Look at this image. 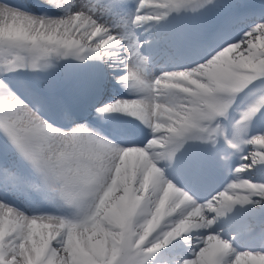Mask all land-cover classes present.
<instances>
[{"label": "snow or ice", "instance_id": "6c2138e0", "mask_svg": "<svg viewBox=\"0 0 264 264\" xmlns=\"http://www.w3.org/2000/svg\"><path fill=\"white\" fill-rule=\"evenodd\" d=\"M258 210L264 0H0V264H264Z\"/></svg>", "mask_w": 264, "mask_h": 264}]
</instances>
